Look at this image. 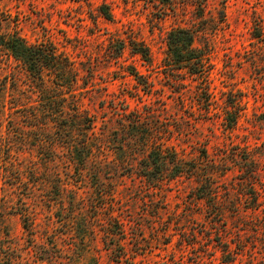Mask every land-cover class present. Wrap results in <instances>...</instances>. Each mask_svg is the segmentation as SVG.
I'll use <instances>...</instances> for the list:
<instances>
[{"label": "rangeland", "instance_id": "obj_1", "mask_svg": "<svg viewBox=\"0 0 264 264\" xmlns=\"http://www.w3.org/2000/svg\"><path fill=\"white\" fill-rule=\"evenodd\" d=\"M163 1L0 0L4 30L30 44H52L74 64L76 80L64 103L93 120L96 157L83 171L70 162L66 145L82 134L72 120L73 136L70 130L31 127L21 117L33 113L29 107L0 122V141L7 142L0 154V264H264V0ZM102 6L112 20L100 16ZM179 27L208 32L200 44L211 53L209 114L197 95L201 81L180 74L175 84L165 66L167 36ZM132 42L149 48V64L131 52ZM227 106L240 113L231 131ZM123 113L151 126L156 145L198 162L205 152L220 170H229L218 179L219 224L208 220V202L192 200L195 182H166L152 193L137 176V157L114 152L128 139ZM66 125L60 120L61 128ZM245 157L257 164L256 179L247 183ZM10 160L28 171L4 176ZM28 182L39 183L31 198ZM100 192L113 197L100 198ZM25 210L32 212L30 231L20 215ZM109 212L120 220L111 222L117 238L107 234Z\"/></svg>", "mask_w": 264, "mask_h": 264}, {"label": "trees", "instance_id": "obj_2", "mask_svg": "<svg viewBox=\"0 0 264 264\" xmlns=\"http://www.w3.org/2000/svg\"><path fill=\"white\" fill-rule=\"evenodd\" d=\"M162 3L169 5L172 2L167 0ZM205 8V5H202V9L204 10ZM99 13L106 20H112V14L108 10V7H100ZM221 20H224V13H222ZM3 22L5 20L2 19L0 11V122H4V119L9 114L12 117L15 110L29 107V109L33 108V113H28L21 117L27 118L32 124L31 127H39L42 130L50 129L51 132L52 130H70L73 136L75 134L73 133L74 129L70 128L73 126L69 122L72 120L75 122L74 128H78L82 134L74 135L66 146L71 151L72 159L70 162L77 167L78 171H83L86 165L96 158L93 154L94 148L92 147L90 138V136L95 135L93 133L95 126L93 120L84 116L79 109H68L69 107L64 103L68 100V96L66 95L67 89L71 88L76 80V77H74L76 70L74 64L64 57L62 53H59L52 44H30L20 35L7 29L4 30ZM207 35V30L198 28L179 27L170 31L167 36L165 66L171 72V79L175 80V84L180 81L179 79H175L179 78L180 74H186L188 77L191 76L194 81H201L197 95L200 97L199 101L205 106V113L209 114L213 104V92L211 91L210 84L211 53L207 45L200 44V39L206 38ZM123 44L120 43L116 48V58L121 56ZM131 52L140 56L146 63L149 64L151 62L148 47L132 42ZM13 65H15L18 71L14 69ZM20 73H24L29 77L28 81L30 83L24 84ZM129 73L136 79L138 84L143 86V88H147V83H143L144 78L142 75H139L135 70L129 71ZM28 88L32 90L30 93L31 97H26L29 96L26 94V89ZM10 96L15 101L10 102L8 99ZM26 99L30 101L25 103ZM232 108L227 106L224 113L227 130L229 131L235 128L240 114L239 112H233ZM16 119L19 118L16 117ZM60 120H68L69 126L66 125L65 129L61 128ZM121 121V126L125 130L128 139L120 142L114 152L116 154H123L129 151L130 155L132 153L131 158L137 157L136 161L138 165L135 167L138 170L137 176L147 185L148 190L155 193L166 182L179 181L184 178L195 182L196 186L193 189L192 200L197 204L208 202V210L210 212L208 220L210 223L219 224L218 220L222 217V210L218 207V179L225 176L229 170H220V164L216 160L210 159L205 152L203 162H198L191 159L187 160L179 152L163 148L160 143L156 145V134L153 132L152 127L145 124L143 119L131 115V113L126 116L123 113ZM121 126L118 130L121 129ZM101 136L107 137V135ZM97 139L99 138L97 137ZM6 143L3 144V141H0V154L1 149L6 147ZM42 144H45V142H42ZM49 144L53 146L51 148L58 146L56 141ZM11 146L13 145L10 143L9 149H11ZM241 161L244 164H248V174L244 182H252L257 176V164L255 160L245 157ZM6 168H9L3 173L6 177H9L11 172L15 173L17 171L19 174H22L24 171H28L27 167H19L13 161L11 162V160L7 162ZM37 169L31 167L30 170L36 172ZM22 183H15L14 185L18 187ZM38 184V182L27 183V187H29V192L26 195L27 198H31V193ZM99 197L107 199L113 196L108 192L107 194L100 192ZM255 198V203H257V197ZM98 209H103V206H100ZM161 210L157 208L158 212ZM115 214V212H109L107 221L111 227L109 230L112 231L107 232V234L117 238L120 234L112 229L117 227H114L112 223H120V220ZM20 215L24 228L30 231L29 217L32 215V212L25 210ZM91 230H94V228L92 227ZM216 250H220L224 255L227 254L228 256L233 254L228 247H220ZM232 262L233 260H229L226 264H231Z\"/></svg>", "mask_w": 264, "mask_h": 264}]
</instances>
